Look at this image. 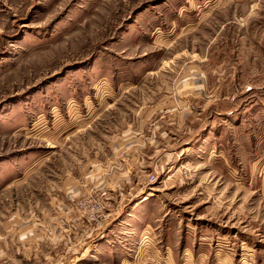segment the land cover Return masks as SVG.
Listing matches in <instances>:
<instances>
[{"label": "rangeland", "instance_id": "obj_1", "mask_svg": "<svg viewBox=\"0 0 264 264\" xmlns=\"http://www.w3.org/2000/svg\"><path fill=\"white\" fill-rule=\"evenodd\" d=\"M0 264H264V0H0Z\"/></svg>", "mask_w": 264, "mask_h": 264}]
</instances>
